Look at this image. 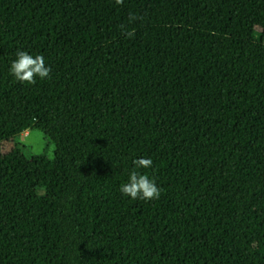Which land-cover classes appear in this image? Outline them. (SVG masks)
<instances>
[{
	"label": "trees",
	"instance_id": "16d2710c",
	"mask_svg": "<svg viewBox=\"0 0 264 264\" xmlns=\"http://www.w3.org/2000/svg\"><path fill=\"white\" fill-rule=\"evenodd\" d=\"M29 131L54 158L1 157L0 264H264V0H0V145Z\"/></svg>",
	"mask_w": 264,
	"mask_h": 264
},
{
	"label": "clouds",
	"instance_id": "9594fccd",
	"mask_svg": "<svg viewBox=\"0 0 264 264\" xmlns=\"http://www.w3.org/2000/svg\"><path fill=\"white\" fill-rule=\"evenodd\" d=\"M117 5H122L124 0H115ZM137 17L130 14V20L135 21ZM124 26L121 25V28ZM128 37L134 36V32H127ZM10 72L14 78L22 83L35 84L36 78L45 79L50 76L51 68L46 66L43 55H30L26 51H18L16 59L11 63ZM137 169H147L152 166L149 158H138L133 162ZM120 191L123 195L131 199L153 200L158 199L161 190L158 188L154 179L148 175L141 174L133 170L129 175L127 183L121 185Z\"/></svg>",
	"mask_w": 264,
	"mask_h": 264
},
{
	"label": "rangeland",
	"instance_id": "374dc122",
	"mask_svg": "<svg viewBox=\"0 0 264 264\" xmlns=\"http://www.w3.org/2000/svg\"><path fill=\"white\" fill-rule=\"evenodd\" d=\"M15 147L21 149V153L26 159H31L42 155H44L49 160H53L54 158L55 146L38 131L25 132L16 140L1 144L0 160L3 155L7 154ZM1 173L2 170L0 167V174Z\"/></svg>",
	"mask_w": 264,
	"mask_h": 264
}]
</instances>
